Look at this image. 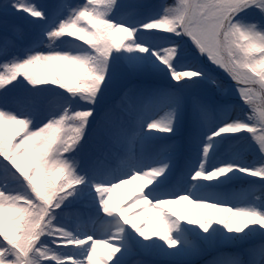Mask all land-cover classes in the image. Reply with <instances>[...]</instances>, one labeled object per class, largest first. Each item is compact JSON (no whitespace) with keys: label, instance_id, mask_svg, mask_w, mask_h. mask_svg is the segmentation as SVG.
I'll list each match as a JSON object with an SVG mask.
<instances>
[{"label":"snow or ice","instance_id":"1","mask_svg":"<svg viewBox=\"0 0 264 264\" xmlns=\"http://www.w3.org/2000/svg\"><path fill=\"white\" fill-rule=\"evenodd\" d=\"M0 264H264V0H0Z\"/></svg>","mask_w":264,"mask_h":264},{"label":"rangeland","instance_id":"2","mask_svg":"<svg viewBox=\"0 0 264 264\" xmlns=\"http://www.w3.org/2000/svg\"><path fill=\"white\" fill-rule=\"evenodd\" d=\"M142 183L140 180L133 181L131 184H124V187L121 188H116L112 192V199L110 203L115 206V207H125L127 204L131 202V200L134 198V196L137 194L139 185ZM143 205H138L137 209H133V212H137L140 208H142ZM168 208L171 209L172 212L176 214L177 217H181L184 215L185 211L188 208H192V212L190 214L189 218H199V213L201 211H208L213 214V216L219 220L222 217L226 215V213L222 211H217L216 209H199L196 208L192 205H189L187 201L180 202L179 204H170L167 206ZM148 212H145V215H148ZM131 215V213H129ZM152 215V222L149 227L150 230H157L159 227L158 223V217L155 215V212H151ZM143 217L138 221V223H142ZM98 250H99V245H98ZM108 248L104 247L102 249V253H107Z\"/></svg>","mask_w":264,"mask_h":264},{"label":"bare ground","instance_id":"3","mask_svg":"<svg viewBox=\"0 0 264 264\" xmlns=\"http://www.w3.org/2000/svg\"><path fill=\"white\" fill-rule=\"evenodd\" d=\"M122 187H124V185H122L121 187H119V188H121L122 189ZM104 245H99V251H101L102 252V249H104Z\"/></svg>","mask_w":264,"mask_h":264}]
</instances>
